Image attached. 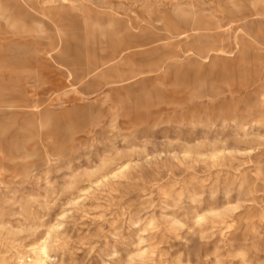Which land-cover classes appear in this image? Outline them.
Masks as SVG:
<instances>
[{
  "label": "rangeland",
  "instance_id": "374dc122",
  "mask_svg": "<svg viewBox=\"0 0 264 264\" xmlns=\"http://www.w3.org/2000/svg\"><path fill=\"white\" fill-rule=\"evenodd\" d=\"M0 264H264V0H0Z\"/></svg>",
  "mask_w": 264,
  "mask_h": 264
}]
</instances>
